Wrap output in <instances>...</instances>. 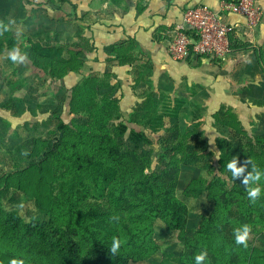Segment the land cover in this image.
<instances>
[{"label": "trees", "instance_id": "1", "mask_svg": "<svg viewBox=\"0 0 264 264\" xmlns=\"http://www.w3.org/2000/svg\"><path fill=\"white\" fill-rule=\"evenodd\" d=\"M26 44L27 59L57 86L56 95L63 91L62 79L84 68L83 49L93 48L85 37L81 42L49 44L32 36ZM4 52H10L9 59L21 53L14 35L0 40V54ZM115 88L109 76L83 75L63 95L62 113L84 119L58 123L62 139L58 151L48 153L61 155L55 171L48 173L53 177L48 196L53 199L46 203L37 198V215L26 220L18 209H6L0 187V264L145 260L157 251L153 234L158 219L179 232L185 246L182 264H264V250L244 237L247 231L259 234L264 230V136L243 131L237 150L227 138L219 140L220 172L227 176H200L185 189L187 196L206 198L214 205L192 233L188 230L190 209L178 198L177 186L182 164L205 151L199 133L177 129V140L164 149L154 168L151 152L140 154L124 141L130 127L113 95ZM143 104L132 122L144 130L160 131L167 114L160 111L159 99L149 91ZM181 108L182 100H177L174 110L167 113L178 116ZM200 117L199 111L193 120ZM144 130L131 131L135 138L145 140ZM239 164L244 184L237 173H227Z\"/></svg>", "mask_w": 264, "mask_h": 264}, {"label": "crops", "instance_id": "2", "mask_svg": "<svg viewBox=\"0 0 264 264\" xmlns=\"http://www.w3.org/2000/svg\"><path fill=\"white\" fill-rule=\"evenodd\" d=\"M222 1L0 0V14L9 16L17 13L31 36L49 44L81 42L82 37L87 38L88 45L93 48L90 51L83 49L84 68L68 77L79 80L83 75L109 76L116 87L113 95L119 100L123 119L128 123H133L132 118L138 116L143 108L145 94L152 91L159 99L160 107H170L177 100H182V108L191 105L201 110L208 108L210 120L206 126L210 127L213 139L219 132L217 123L226 128L237 123L250 135L264 136V0H258L263 15L254 28L249 27L243 15L223 13V20L233 28V53L226 60H177L169 51L176 25L182 22L187 7L206 4L221 11ZM7 22L1 23L9 27ZM28 51L21 44V53L10 59L11 68L21 70L25 85L18 87L19 83L10 79L0 84L2 102L12 103L14 99L17 105L15 112L23 111L19 108L24 106V99L32 96L31 77L44 76L27 59ZM181 89L184 94L179 92ZM48 94H51L49 90L43 100L51 99ZM1 106L0 114L5 125L3 134L10 140L17 125L28 119L38 120L36 111L30 110L29 117L25 110L16 115ZM42 112L47 111L41 109V117ZM192 121L196 123L200 119ZM20 126L19 132L24 128ZM225 132L221 131L220 138H228Z\"/></svg>", "mask_w": 264, "mask_h": 264}, {"label": "rangeland", "instance_id": "3", "mask_svg": "<svg viewBox=\"0 0 264 264\" xmlns=\"http://www.w3.org/2000/svg\"><path fill=\"white\" fill-rule=\"evenodd\" d=\"M14 19L16 20L14 21ZM1 22H7L6 25H9V27H4L5 24ZM6 35H14L19 41L21 39V42H19L20 45L22 44L24 49H29L26 43L32 36L28 31L27 25H24V22L19 20L17 13L16 15L10 13L9 16L0 14V40ZM9 54L10 52L0 54V84L10 79L11 81L13 80V83L18 82V87L23 86L22 84L25 82H23L24 80L20 76L22 72H20L21 70L19 69L15 70L11 68L13 66L10 64ZM24 61H27V59H24ZM31 78L33 83V88L31 89L32 96L31 98L26 97V99H24V106L19 105V109L23 111L15 112L17 105H15L14 99L12 103L5 100L7 104L5 102L4 104L2 98H0V104H4L0 106L2 108L6 107L11 110L12 113L14 111L16 115L24 113V110L26 111L25 114L27 113L29 117L31 111H36L38 113V120L31 121L28 119L24 124L19 123L24 126V128H22L23 131L19 132L18 126H21L17 125L15 133L13 132L14 137L11 140L3 134L5 133V125L3 123V117H1L0 114L1 197L6 209H18L26 220H30L38 214V208L36 206L37 198L40 197L44 199L46 203L52 202V196H48V182L49 180H53V177L48 176V173L50 174L51 171H55L54 164L61 155L55 154L51 157L48 156V153L55 148H57L58 151L63 134V132L58 129L60 119H65L69 123L84 119L83 117H75L68 112L62 113L61 111L62 97L64 94H67V92L69 94L68 90H70L73 83H75L76 77L69 78L66 76L62 79L60 84L62 85L63 91L61 93L59 92L60 94L58 93L57 95L55 94L57 92V86H55L52 81L45 80L43 75ZM34 90L35 92H33ZM47 90L51 92L50 95L48 94L51 96V99L47 100L45 98V100H43V96ZM181 90L179 92L184 94L185 91ZM188 93L197 97L193 92L190 93L188 91ZM169 100L171 99H167V101ZM45 103H47L46 106L43 105ZM174 108L175 105L160 107V111L167 114V116L165 117V126L158 132L150 131L149 129L144 130L142 126L129 123L130 130L125 135L124 141L140 154L151 152L154 158L153 167L157 168L158 161L164 154V149L171 142L177 140V129L197 130L202 139V145L205 147V151L200 153V157L192 156L187 163L182 164L177 186L178 198L186 202L190 209L188 230L194 233L199 228L202 217L204 215H209L214 205L209 199L187 196L185 194V189L193 180L198 179L200 176L205 178H214L220 175L223 177L227 176V174H221L220 172V150L218 147L219 140L221 139L220 133L221 131L222 133L226 131L225 134L228 137L227 143L236 144L237 150V148L239 149L240 147V139L243 137V129L242 126L237 123L231 124L232 126L230 128L222 127V125H219L220 123H217L219 132L217 138L213 139L209 133L210 127L206 126L208 120H210V110H208V108L204 107L203 110H201V108L191 105L180 109L178 116H171L167 113L168 111L174 110ZM41 109L47 111L42 112V117L39 115ZM140 110L141 109H138L137 112H140ZM199 111L201 115L199 118L200 122H198V128H195L197 126H195V123L193 121L191 122V120H193L194 114H199ZM219 114H221V111H219ZM216 117L214 116L215 119H222L221 116ZM131 130L138 132L144 130L148 138L145 140L138 137L135 138ZM241 166L242 164H239L233 168H229L227 169V173H229L230 176L237 173L239 181L244 184V172ZM237 171H239V173ZM58 197V199H64L61 196ZM64 209H66V206H64ZM61 215L64 216L65 214L61 213ZM65 217L66 216H64V218ZM149 226L150 222H147V227L149 228ZM244 237H246L247 241L253 242L254 246L256 245V247L264 250V230L259 234L258 232H254V230L247 231ZM153 243L157 246V251L154 254L145 260H133L130 264H182L181 255L185 250L184 243L179 237V232L172 229L171 226L162 219H158L154 223Z\"/></svg>", "mask_w": 264, "mask_h": 264}, {"label": "built area", "instance_id": "4", "mask_svg": "<svg viewBox=\"0 0 264 264\" xmlns=\"http://www.w3.org/2000/svg\"><path fill=\"white\" fill-rule=\"evenodd\" d=\"M237 13L256 27L263 15L258 0H223L221 11L206 4L187 7L183 20L176 25L169 51L177 60L211 58L226 60L233 53V28L223 20V13Z\"/></svg>", "mask_w": 264, "mask_h": 264}]
</instances>
